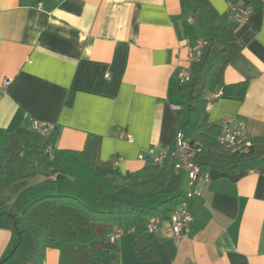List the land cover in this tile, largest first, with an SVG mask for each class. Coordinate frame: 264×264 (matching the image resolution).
I'll return each mask as SVG.
<instances>
[{
  "label": "crops",
  "instance_id": "0c3cea01",
  "mask_svg": "<svg viewBox=\"0 0 264 264\" xmlns=\"http://www.w3.org/2000/svg\"><path fill=\"white\" fill-rule=\"evenodd\" d=\"M207 2L218 23L233 27L239 48L215 90L221 95L205 110L202 134L218 151L224 118L243 122L251 139L264 132V0ZM240 2L249 4L252 14L238 25L227 9ZM197 15L196 7H182L179 0H0V136L4 131L28 136L37 121L54 127V149L80 151L94 135L100 161H118L119 179L141 170V153L160 154L174 144L182 113L177 73L189 68L194 42L208 34ZM243 82L245 95L238 100L232 87ZM196 118L194 108L179 128L188 140H193ZM201 169L208 181L199 186V197L187 201L191 221L183 235L169 237V213L160 218L157 235L149 236L153 251L147 258L136 253L130 231L115 241L111 264H264V170ZM182 174L179 183L183 177L187 184ZM40 178L30 179L8 203L0 201V264L11 258L15 242L3 228L10 206L18 199L20 209L26 206L30 187ZM142 187L144 195L153 191ZM139 192L134 186V194ZM149 218H143L144 228ZM43 264H59L56 247L45 251Z\"/></svg>",
  "mask_w": 264,
  "mask_h": 264
},
{
  "label": "trees",
  "instance_id": "16d2710c",
  "mask_svg": "<svg viewBox=\"0 0 264 264\" xmlns=\"http://www.w3.org/2000/svg\"><path fill=\"white\" fill-rule=\"evenodd\" d=\"M179 2L182 7L190 4L199 10L208 34L199 61L189 66V81L184 85L177 83L182 109L177 116V130L194 112V103L197 118L193 140L204 147V151L196 156V164L222 172L264 170V132L261 137L252 139L251 149L241 158L239 154H219L212 149L213 141L202 134L207 125L204 96L222 87L224 70L236 58L239 48L233 27L216 21L218 16L207 0ZM232 89L236 99L242 100L246 83L236 84ZM55 138L54 132L46 138L33 132L28 136L2 132L0 201L8 203L10 196L24 190L30 179L41 177L38 184L30 187L31 199L23 209L19 208L21 199L11 204L3 228L9 229L18 239L24 232L30 234L35 256L32 264H43L45 251L55 247L59 251V264H111L117 256L116 243L109 239L113 225L120 226L125 233L131 231L135 236L136 253L147 258L153 249L143 218L164 219L174 210L183 197L179 191L180 177L166 163L154 164L145 160L141 170L119 179L109 163L100 161L97 136L88 135L80 151L54 149ZM47 148L53 150L51 154ZM61 179L72 187L79 183L94 189L99 196L86 202L68 195L69 192L58 185ZM138 181L153 187L151 196L161 193L167 198L153 208L146 207L142 203L144 196H136L132 191ZM126 196L135 197L139 203L125 200ZM106 202L111 204L110 208L104 206ZM115 204L119 206L112 207Z\"/></svg>",
  "mask_w": 264,
  "mask_h": 264
},
{
  "label": "built area",
  "instance_id": "2783aa9c",
  "mask_svg": "<svg viewBox=\"0 0 264 264\" xmlns=\"http://www.w3.org/2000/svg\"><path fill=\"white\" fill-rule=\"evenodd\" d=\"M228 13L233 17L236 24L248 23L252 14V8L249 4L240 2L238 4H229ZM187 22L192 23L193 19L188 18ZM186 44L189 46V40L186 39ZM195 47L190 50L188 62L191 65L199 61L202 49L206 42L198 39L194 42ZM190 69L182 68L177 73L176 81L180 85L186 84L190 79ZM8 82H5L7 86ZM221 94L218 92H209L205 95L206 102L205 110L211 108L212 100L218 98ZM31 131L42 138L48 137L54 127L49 124L32 121ZM126 140H130L126 136ZM217 149L219 154H247L252 147V139L247 135L244 123L236 118L227 117L220 122V131L216 138ZM51 148H47V152L51 154ZM204 151V147L199 141L188 140L181 131H177L174 138V146L160 154H155L153 150H148L139 155L142 161L148 160L154 164H168L176 176L185 173L187 177V189L183 193V197L170 213L169 219L166 222L169 237L177 239L181 237L191 221V216L187 209V201L194 197H199V186L208 181L207 175L202 171L201 167L195 163L196 156ZM116 160L111 162L112 170L117 168ZM253 170V169H251ZM163 221L157 217H150L145 225V231L149 236L157 235ZM124 232L123 228L113 225L109 230V239L115 242Z\"/></svg>",
  "mask_w": 264,
  "mask_h": 264
},
{
  "label": "rangeland",
  "instance_id": "374dc122",
  "mask_svg": "<svg viewBox=\"0 0 264 264\" xmlns=\"http://www.w3.org/2000/svg\"><path fill=\"white\" fill-rule=\"evenodd\" d=\"M196 21H197L198 25H201V19H200L199 15L196 16ZM199 39H201L203 41H206V39L202 38V37L199 38ZM193 107L197 110L196 104L193 103ZM183 174H182V176H183ZM183 183L184 182H183V177H182L181 181L179 183V190H181V191L185 190L186 184H183ZM58 185L64 191L69 192L68 195L75 196V197L77 196V197L81 198L83 201H86V202H92L93 199H95L97 196H99V194H98V192L96 190L88 188L87 186L81 185L79 183H75V185L72 187L71 184L67 183L66 180H62L61 179V181L58 183ZM51 186L53 187V185H51ZM134 186H135L136 190H138V191L142 190V193L139 192V194L141 195V197L144 196V201H146V206L147 207L150 206L155 201H161V200H164V199L167 198L166 195L161 194V193L151 196L152 190L146 192L147 194L144 195L145 191H146V188H144L142 186H150V185H146L144 183H140V181L136 182L133 185V187H132L133 193H134ZM49 187H50V185H49ZM71 189H73V190L71 191ZM75 189H76V192H75ZM124 199L134 202V198L133 197H127L126 196V197H124ZM14 238H15L14 239L15 242L13 243L14 245H13V247L10 250L9 253L12 254L13 251H14L15 252V257H11L9 259L4 257V260L5 259H7V260H6V262H4L2 264H32V262L34 261L35 256H34V252L32 251L33 240H32V237L30 236V234L27 233V232H24L20 236V239H18L16 236Z\"/></svg>",
  "mask_w": 264,
  "mask_h": 264
},
{
  "label": "water",
  "instance_id": "95a60500",
  "mask_svg": "<svg viewBox=\"0 0 264 264\" xmlns=\"http://www.w3.org/2000/svg\"><path fill=\"white\" fill-rule=\"evenodd\" d=\"M239 157H240V158L243 157V154H240Z\"/></svg>",
  "mask_w": 264,
  "mask_h": 264
}]
</instances>
